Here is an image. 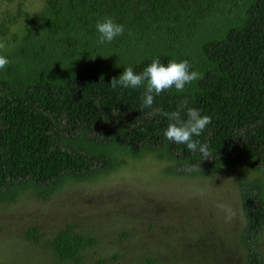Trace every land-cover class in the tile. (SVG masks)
I'll return each mask as SVG.
<instances>
[{"label": "trees", "instance_id": "16d2710c", "mask_svg": "<svg viewBox=\"0 0 264 264\" xmlns=\"http://www.w3.org/2000/svg\"><path fill=\"white\" fill-rule=\"evenodd\" d=\"M24 3L17 0L13 12L0 11V39L7 44L2 54L10 61L0 71V203L27 192L48 199L67 182L111 174L126 157L152 155L173 176L200 177L238 165L243 169L237 177L243 264H264V0H42L35 13ZM105 17L124 25L125 32L97 45L95 25ZM154 58L165 65L186 59L203 79L183 92H162L152 108L142 107L144 85L111 87L124 68L139 74ZM185 100L187 107L212 118L193 137L207 146V159L167 140L164 130L171 121L154 111H176ZM186 110H181L183 119ZM189 163L195 171L184 170ZM134 215H109L122 223L131 219L120 226V238L135 233L128 232L137 223ZM81 225L77 231L65 224L46 241L53 264H80L84 248L99 242L96 228ZM152 225L148 220L146 229ZM107 229L113 233L111 225ZM179 234L161 248L137 243V261L171 262L175 256L168 249L174 244L179 263L217 264L205 257L217 252L218 239L192 253L203 240ZM23 238L39 241L31 231ZM224 255H217L222 263L231 256Z\"/></svg>", "mask_w": 264, "mask_h": 264}, {"label": "rangeland", "instance_id": "374dc122", "mask_svg": "<svg viewBox=\"0 0 264 264\" xmlns=\"http://www.w3.org/2000/svg\"><path fill=\"white\" fill-rule=\"evenodd\" d=\"M24 1L30 13H35L42 3V0ZM16 2L0 0V11L13 12ZM240 169L243 170L238 165L227 166L200 177L173 176L168 173V165L152 155L126 157L111 174L89 182H67L48 199L40 200L28 192L21 193L14 202L0 203V264H53L46 241L65 224L80 231L82 223L96 228L99 242L84 248L86 256L80 264H95L96 260H101L102 264H141L134 254L137 243L142 242L139 245L144 246L152 242L161 248L164 242H175L180 232L191 240H199V237L203 240V246L194 245L193 251L192 248L187 250L189 255L191 251L213 247L218 239L217 252H212L211 259L205 257V262L215 258V262L221 264L217 255L225 251L226 256H231L222 264H243L237 240L244 224L237 190ZM217 204L230 206L235 212L234 218L226 220L225 212ZM116 211L135 214L137 223L127 227L128 232L135 229L136 236L130 235L127 240L120 238V226L129 224L131 219L124 218V223L120 217L108 219ZM167 213L168 220L173 221L170 222L172 226L165 220ZM148 220L153 224L151 229H146ZM176 222L184 230H179ZM109 225L113 233L107 229ZM30 231L39 236L36 245L23 238ZM195 233H199L197 238ZM260 242L264 261V231ZM113 253L116 256L112 257ZM179 253L171 244L168 254L175 256L171 262L151 264H185L179 263Z\"/></svg>", "mask_w": 264, "mask_h": 264}, {"label": "clouds", "instance_id": "9594fccd", "mask_svg": "<svg viewBox=\"0 0 264 264\" xmlns=\"http://www.w3.org/2000/svg\"><path fill=\"white\" fill-rule=\"evenodd\" d=\"M95 28L98 33L97 45L110 44L125 32L124 25L114 22L111 17H105L102 21H97ZM6 47V41L0 39V71L5 70L10 63L8 58L2 54ZM201 79H203V73L193 70L190 62L186 59L179 62L169 60L165 65L161 63L159 58H154L139 74L134 72L131 66L124 68L123 73L118 78H113L110 85L113 89L117 88V86L121 88H139L144 85L142 107L152 108L155 96H159L162 92L172 88L178 92H183L186 86ZM184 108L187 109L185 113L186 119L181 116V110ZM154 111L156 114L167 117L171 121L164 130V136L167 140L177 144H184L193 153L198 150L204 159H207L210 155L207 146L201 144L199 140H194L193 137H199L212 122V118L209 115H202L199 109L187 107V100L182 101L176 111L169 113L160 108H156ZM184 170L192 172L196 170V166L189 163ZM217 207L225 212L226 220L231 221L234 218L235 212L230 206L217 204Z\"/></svg>", "mask_w": 264, "mask_h": 264}]
</instances>
